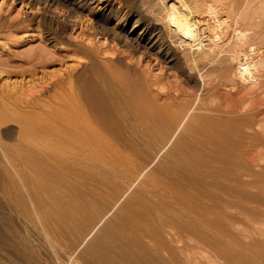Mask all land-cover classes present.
<instances>
[{
  "label": "bare ground",
  "instance_id": "obj_1",
  "mask_svg": "<svg viewBox=\"0 0 264 264\" xmlns=\"http://www.w3.org/2000/svg\"><path fill=\"white\" fill-rule=\"evenodd\" d=\"M82 2L75 1V6L82 8L87 3L83 4ZM154 4L155 14L152 13L154 20L162 26L171 48L182 58L187 70L193 72L192 74L198 78L197 80H201L202 86H205L208 80L205 82L204 78L206 79V76L208 77L212 73H216L226 82L227 78L231 77L229 79L231 83L240 78L242 72L244 73L242 77L246 78L245 73L248 71L249 79L255 74L257 75L252 79L258 80L259 77L264 76V0H154ZM175 52L172 51L174 55H176ZM96 70L92 68L88 71L87 69L88 73L85 72L87 75L81 76L79 87L70 90L71 94H75L82 102L80 115H83L84 118L79 121V124L62 122L61 124L65 123L66 126L62 127L59 124L58 127L62 128L58 129L56 124L50 121V113H44L42 110L43 124L34 125L32 130L27 128L26 132L22 131L24 137L28 129L32 132L29 133L33 134L31 137L27 133L30 136L28 138L26 135V140L32 138V141L38 142L41 139L47 144L41 150L31 151V153L27 151L29 155L38 152L37 155L41 154L43 160L30 161L32 172L24 173V178H22L31 196L36 218L41 222L44 230L47 229V237L51 236V240L53 239L57 244L65 241H68L65 243H69V240L75 244L77 239L85 236L83 233L87 228L95 229V226L100 222L99 218L104 217L101 215L104 208L100 205L117 204L116 199L121 195L119 192L122 189L125 192L127 188L132 187L130 184H134L135 179H139L137 178L139 176L137 166L141 168L143 162V166L145 165V160L141 162V159V166L137 165L140 158L138 155L140 147L146 150L144 145L146 143L148 145L151 142L148 143V141L152 138L157 141L153 140L155 144L153 146H156L157 143L160 145V142L164 140L167 141L166 134L174 129V125L180 118L182 117L184 120L186 116L192 114L191 107V109H185L181 105L180 107L183 108L179 113L176 111V107H167L168 103H165L164 106H162L163 104L159 105L158 100L156 101L157 98L151 97L152 93L149 95L150 90L148 92V89L142 85L143 83L141 84L137 80L133 81L121 76V78L113 77L108 80V78L106 79L107 75L102 76L105 74L104 72L103 74ZM97 72L101 75L99 76ZM235 81L240 82V79ZM167 98L169 99V95ZM205 100L207 99L205 98ZM171 102L168 105L174 106V103L171 104ZM185 105L186 107L190 106L184 103ZM221 108L223 110V107ZM199 110L208 111L209 109L202 107ZM261 114L264 116V113ZM202 115L200 113L193 115L187 124L186 131L183 132V138L179 136L181 140L178 141V144L176 143L174 149L172 147L171 153L166 155L167 158L165 156L163 163L161 162L163 166L158 167L159 171L156 167L157 171L155 169L150 174L147 173L151 180L149 177L145 181L142 176L144 183H140L141 186L137 185L138 190L133 191L135 193L131 195L129 202L121 206L120 214L114 216L115 218L113 217L111 221L108 219L110 221H107L108 224L105 221V227L102 224L103 227L98 228L99 233H97L98 231L97 234L95 233L97 236L93 237L94 242L87 245L89 246L88 252L85 249L86 255L89 254V259L85 255L86 260L83 259V261H88L87 264H220L216 260L219 261L224 257V260L227 258L233 264H261L264 253L261 254V251L260 253L251 248L242 249V247L240 248L241 244L239 246L233 244L231 238L228 237L231 224L229 222L236 223V214H230L229 211L240 208H238L236 200L233 199L236 198V194L232 192L238 191L241 194L244 189L241 190L239 188L241 185L237 186L234 181L230 180L235 178V181L239 182L240 175L238 176V173L240 171L235 170V166H232L233 169L231 168L235 171L227 169L234 163L237 152L241 151L237 148L241 147L238 146L239 141L242 144V134L245 132L242 129L249 130V127L255 128V126L260 129L259 126H264V119H258L257 114L248 115L249 117L244 116L245 118L240 119L239 117H243L240 114L237 120L232 117V121L231 119L227 121L228 117L225 120L227 116L225 115L224 118H220L222 121H219V118L215 121L207 119L208 115H206L207 117ZM221 117L223 116L221 115ZM188 118L186 119L188 120ZM181 123H183L182 120ZM251 131L257 136L256 133L259 130L255 129L254 131L251 128ZM259 132L263 134L262 130ZM262 137L264 139L263 135ZM263 139L261 145H264ZM254 140L251 142L252 144L255 143L256 140ZM247 142L250 143L248 140ZM258 142L260 146V139ZM256 143L254 146L257 145ZM158 148L160 149V147ZM248 148L246 149L248 150ZM241 149L243 148L241 147ZM251 151L254 150L251 148ZM251 151L246 152L250 154ZM28 154H26L27 159L31 160L28 158ZM144 154L140 153L145 156ZM151 154L153 155V153ZM132 155L136 156L135 159L138 157L137 162L133 161L136 165L128 160L129 157H133ZM21 158H19L20 166L22 165L21 168L24 169L25 162L21 164L23 162ZM28 164L30 165V163ZM218 165L220 167L228 166L226 168L223 166V169ZM239 165L237 164V169L242 170L241 167H238ZM142 168L140 170H145ZM41 169L45 170L40 172ZM54 171H69V174L70 171H79V174L78 172L76 174L79 175L77 178L78 190L75 195L73 190L77 186L74 187L73 194H71L75 202L72 203L77 208H72L73 212L70 211L71 207L69 210L71 203L69 202L68 206L67 201H65L66 205L61 204L63 208L68 206L69 211L67 212L66 209L61 211L63 208H59L58 211H56L57 208L49 209L45 203L55 193L53 190L58 189L57 183L62 178L59 177L60 173ZM67 175L65 174L64 177L66 178ZM144 176L146 177L145 174ZM263 181L261 180V184ZM224 182L231 186L227 187ZM74 184L76 185L73 183L72 186H75ZM62 185L61 183L59 186L61 190ZM60 191H57L58 194ZM225 192L235 195L232 196V203H227L226 195L225 198H222L224 197L222 194ZM61 194L63 196V193ZM48 195L50 197L46 198ZM66 195L68 197V192ZM257 198L259 200L257 201L261 203L260 200L263 198ZM99 199L103 200L101 204L97 203ZM239 199L241 198L239 197L237 200ZM239 202L241 203L242 200ZM248 203L246 202V204ZM115 204L113 205L115 206ZM113 205L108 209H111ZM32 211L34 212V210ZM255 211L257 212V210ZM68 213L73 216L70 217ZM240 214H237V218L240 217H238ZM234 218L235 220H233ZM250 223L252 222L250 221ZM8 228L7 224H0V240H4L5 243L8 242L5 236V231ZM86 232L88 231L86 230ZM231 232L233 231L231 230ZM10 234L14 237L16 235V233L13 234V231ZM185 239L189 240L188 242L194 240L196 245L194 250H198L199 253H191L193 245L190 244L193 242L187 243ZM21 248L23 247L21 246ZM208 250L209 252L211 250V254L215 252L214 254L222 256V258L218 257L217 259L216 255L211 258L212 256L210 257L206 253ZM195 255H198V258L193 257ZM228 261L227 263L230 264Z\"/></svg>",
  "mask_w": 264,
  "mask_h": 264
},
{
  "label": "rangeland",
  "instance_id": "obj_2",
  "mask_svg": "<svg viewBox=\"0 0 264 264\" xmlns=\"http://www.w3.org/2000/svg\"><path fill=\"white\" fill-rule=\"evenodd\" d=\"M75 1L77 0H0V224H7L9 226L5 231L8 242L5 243L4 240H0V264H84L85 262V264H87L88 261H83V259H89V254L86 255L85 249L88 252L89 246L87 245L94 242L95 235L99 233L98 228L100 227L101 229L102 224L103 226L105 225V221L106 224H108L107 221L110 222L113 220L114 216L120 214L119 209L122 208L121 206L124 203V205H126L130 200L129 198L132 197L131 195L135 193L133 191H137L139 188L138 186L144 183V181L142 182L143 177L145 181L146 178L148 179L150 177L147 173L150 174L156 167L160 168V165L163 166L162 163L165 156L171 153L172 147L173 149L176 147L178 141L181 140L180 137L182 136L183 138V132L186 131L188 127L187 124L190 122L193 115L195 116L199 113L201 115L204 114L202 116L208 115V117L206 116L207 119L209 118L215 121H217L218 118L219 121H222L220 118H224L225 115H227L225 117V120L228 119L227 121L232 117H234V120H237L240 114L243 116L239 117L240 119L245 118L244 116L249 117L253 114H257L260 120L264 119V116L261 114L264 113V76L261 78L259 77L258 80L256 78V80L252 79L257 75L253 72V75H255H251L252 77L249 79L250 74L248 75L247 73L249 72L247 71L245 73L247 80L242 77V75H244L242 72V74L240 73V78H237L238 74L236 75L237 79L233 77L235 80L240 79V82L234 80V83L233 81L231 83L229 81V79H231L230 77L229 79L227 78V82H229L227 83L223 81L220 76L216 75V73H212L208 76L209 78L207 76L206 79L204 78L205 82L207 79L208 80L205 86H202L201 80H197L198 78L192 74L193 72L187 70V67L182 62V58L171 48L166 39V32H164L162 26L154 20V0H79V2L83 1V4L87 2L82 8H77L75 6ZM147 9L148 11L146 12ZM134 25L135 27H133ZM172 51H174L176 55H174ZM89 67L95 70L97 67L96 71L100 73L104 72L105 74L103 73L104 75L102 76L107 75L106 79L108 78V80L113 77L117 79V77L120 76L133 81L137 80L141 84L143 83L142 85L145 89H148V92L150 90L149 95L152 93L150 96L155 99L157 98L156 101L158 100L159 105L163 104L162 106H164L165 103L170 104V102L173 101L171 104L174 103V106L166 104L167 107H176V111H179V113L181 112L180 109L183 107H185V109L192 108L193 110L191 109L190 111L193 115L190 113L191 115L188 116L189 118L186 116L184 120L181 117L175 124L179 126L176 128L174 125V129L172 128L173 130L166 134L165 137L167 141L164 140L160 142V145L157 143L156 146H153L155 140L152 138L148 141V143L150 141V143H152L154 140L151 145L150 143L144 145L146 150L140 147V151H138V155L140 156L139 160L138 157L135 159L136 156L133 155L134 158L129 157L128 160H131V163L135 164L133 161L136 160L137 162L138 160L137 165L140 164V166L142 164L140 163V159L141 162L145 160L146 166H143V162V168L141 167L145 170L142 171L140 170L141 168L137 166L138 175L140 176H137V178L139 179H135L134 184H130L132 187L127 188L125 192L124 189L120 191L121 193L119 192V195L121 194L119 197L121 198L119 199L118 197L116 199L117 204L113 203L115 206L112 204L113 207L108 209L112 206L109 203L106 204L107 206L100 205L104 208L101 211V215L104 217L99 218L100 222L95 226V229L93 227L87 228L86 230L88 232H86V230L84 231L83 234L85 236H81L77 239L75 241L76 245L70 240L69 243H65L68 242L65 241L57 244L53 239L51 240V236L47 237V229L45 228L44 230L41 222L36 218L37 215L33 208L31 196L23 180L24 173L32 172L30 161L43 160L41 154L37 155L38 152L32 153L33 155L30 154L32 157L28 152L31 153V151L41 150L43 147H46L47 144L46 141L41 139L35 142V140L32 141V138H28L30 135L33 137L30 130L33 129L34 125L43 124V111L44 113H50L49 119L53 124H56L58 129L66 126L65 123L61 124L62 122H66V124H79V121H82L84 118L83 115H80L82 102L75 94H71L70 90H75L79 87L81 76L87 75L85 72L88 73V71H90ZM100 73H98L99 76L101 75ZM113 74L114 76H112ZM167 94L169 95V99L167 98ZM205 98L207 100H205ZM167 100L168 102H166ZM179 100L187 104V106H190H184V103H180ZM204 102L207 104H204ZM226 104L227 106H225ZM181 105L183 107H180ZM219 105L221 106L219 107ZM200 107H206L209 110L200 111ZM221 107H223V110ZM51 112L52 114L54 113V115H52ZM59 112L65 115H61L62 113L60 114ZM221 115L223 117H221ZM186 118H188V120ZM181 120L183 123H181ZM59 124L62 125V127L59 128ZM257 127L258 126L251 128L252 130L254 129V131L255 129L259 131L262 130L263 134L257 131L259 135L258 133H256L257 136L254 135L255 133L252 131L250 132V127L248 128L249 130H247V128H245V130L242 129V131L245 132L242 134V144L239 141L238 146H241L243 149H241V147L237 148V150L241 151L237 152V156L235 155L234 157L235 164L232 163L229 165L230 168L228 167L227 169L230 171L231 168H234L232 166H235V170L240 171L238 173V176L240 175L238 178L239 182H237V180L235 181V178L230 180L234 181L237 186L241 185L239 188L241 190L244 189V191L241 194L240 192L238 193V191L232 192L236 194V198L231 192H225L222 194V196H224L222 198H225L226 195L225 199L227 203H232V200L235 199L238 203V208L240 207L239 209H234L235 211L233 209H231L233 211H229L230 214H236V223H234V221L229 222L232 224L229 225L230 234L228 233L231 242L238 246L241 244L240 248L242 247V249L251 248L259 252L261 251L262 253H260L263 254L264 145H261V140L263 139L262 135L264 136V126H259L260 129ZM27 128L30 129H28L27 133H31H29L30 135L25 133L28 136L26 140V135L24 137L23 132H26ZM245 138L246 140H244ZM259 139L260 146L258 145ZM247 140L250 141V143L247 142ZM253 140L255 143L257 142V145L254 146L255 143H251ZM161 144H164V146ZM246 144L250 146V148H248ZM148 146H150L149 149ZM158 147H160V149ZM152 148L154 150H151ZM246 148H248L249 151H251V148L254 150L250 152L251 155L247 153L249 151ZM147 149L148 151L150 150L153 155L150 152L148 153ZM25 151L26 154H28V158L31 160L27 159ZM140 153L145 156L140 155ZM25 157L27 159H25L26 161L24 160ZM19 158L23 160L21 164L25 162L24 169L23 167L21 168L22 165L20 166L21 160ZM237 164H240L238 167H241L242 170H240V168L237 169ZM27 165H29V168H27ZM223 166L226 168L228 165ZM223 166L220 167V165H218L220 168H223ZM44 170L45 169H41L40 172ZM155 171H157V169ZM77 172L79 174V171H70V174L69 171L57 172L60 173L59 177L62 178L59 179L57 183L58 189H55L60 191L61 187L59 186H61L62 183L64 185H62L63 191L61 190L58 194L56 190H53L55 191L53 196L51 195L50 197V195H48L46 197H50L47 200L48 203L45 201L49 209L51 207L53 209L57 208L56 211H58L59 208H63V205H61L62 203L66 205L65 201H67L68 206L71 203L69 210L70 207L71 209L75 208V204L72 203L74 200L71 194L74 193L76 195L75 192L78 190L77 178L79 175H76ZM65 174L68 176H66L67 180H65ZM149 180H151V177ZM261 180L263 181V185L261 184ZM73 183H76V185L74 184L75 186H72ZM234 183L231 184L234 185ZM228 186L231 185H227V187ZM74 187L76 188L72 193ZM66 191L68 192V197ZM61 193H63V196ZM243 193L244 196H242ZM59 195L60 197L58 198ZM232 196L234 197L233 199ZM237 197L241 198L239 199L240 201L242 200L241 203L237 200ZM257 197H259V199L260 197L261 199L263 198L260 200L261 203L258 202L259 200ZM225 199L224 201L226 202ZM102 201V199H99L97 203L101 204ZM244 202L245 204L246 202L252 203L246 204V208ZM52 203H55V205H52ZM68 206H65L61 211L65 209L66 212L69 211ZM73 209L70 211L73 212ZM106 209L107 212H105ZM32 210H34V212ZM255 210H257V212ZM238 213H241L238 215V217L240 216L239 218H237ZM68 215H70V217L73 216H71L70 213H68ZM64 216H67V214H64ZM235 218L233 220H235ZM238 219H241L240 222ZM250 221L252 223H250ZM231 230L233 232H231ZM12 231L14 235L16 233L15 237L10 234ZM12 241L14 245L11 243ZM188 241L187 243L193 242V244H190L193 245V247L191 246L193 248L191 253H199L198 250H194L196 246L194 240ZM15 244L17 248L19 247L18 249L15 248ZM21 246L23 248H21ZM206 253L210 257L212 256L211 258L214 257L213 255L217 256V254H214L215 252L211 254V250L210 252L209 250L208 252L206 251ZM216 256L215 258L217 259L220 257L219 255ZM193 257L198 258V255ZM262 257L263 261L264 254ZM220 258H222V256ZM226 259L224 260L223 257L219 260L220 262L218 260L216 261L220 264H226L228 261V259L227 261ZM262 261L261 264H264V261ZM228 262L230 263V261Z\"/></svg>",
  "mask_w": 264,
  "mask_h": 264
}]
</instances>
